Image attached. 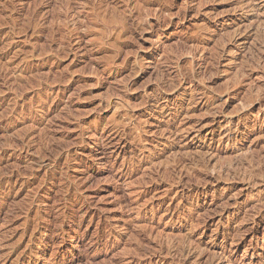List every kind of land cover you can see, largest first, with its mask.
Wrapping results in <instances>:
<instances>
[{"label":"rangeland","instance_id":"1","mask_svg":"<svg viewBox=\"0 0 264 264\" xmlns=\"http://www.w3.org/2000/svg\"><path fill=\"white\" fill-rule=\"evenodd\" d=\"M0 62V264H264V0H0Z\"/></svg>","mask_w":264,"mask_h":264},{"label":"bare ground","instance_id":"2","mask_svg":"<svg viewBox=\"0 0 264 264\" xmlns=\"http://www.w3.org/2000/svg\"><path fill=\"white\" fill-rule=\"evenodd\" d=\"M122 26V25H121ZM0 64H1V62H0ZM6 67V66H5ZM15 80V79H14ZM172 88V87H171ZM14 101V100H13ZM13 109V108H12ZM188 153V152H187ZM200 154V153H199ZM196 155V154H195ZM191 157V156H190ZM188 158H189V155H188ZM190 159V158H189ZM194 161V160H193ZM197 164V163H196ZM172 171V170H171Z\"/></svg>","mask_w":264,"mask_h":264}]
</instances>
